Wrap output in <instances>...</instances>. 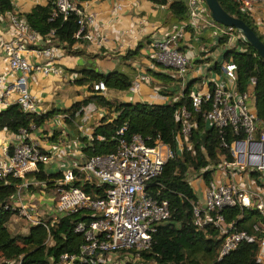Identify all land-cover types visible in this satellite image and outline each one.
Wrapping results in <instances>:
<instances>
[{
	"label": "built area",
	"instance_id": "2783aa9c",
	"mask_svg": "<svg viewBox=\"0 0 264 264\" xmlns=\"http://www.w3.org/2000/svg\"><path fill=\"white\" fill-rule=\"evenodd\" d=\"M52 2L55 5L52 16L61 13L65 18L70 12H74L79 16L80 27L76 37H81L84 41H96L95 35L87 29L93 22L92 16H88L76 0ZM185 2L188 9L187 20L180 22L163 38L154 41L150 53L153 62L175 72L182 91L187 84L186 75L190 68L189 58L179 48L186 30L200 31L206 28L217 40L227 38L228 48L245 41L235 28L214 21L204 0ZM232 2L236 10L251 20L256 6L264 4V0ZM0 19L7 22L13 30L8 40L2 39L0 34V50L8 65V72L0 73V109L17 104L23 112H37V102L28 90V79L33 72L44 75L61 73V69L53 62L59 47L51 40L45 47L27 48L38 45L43 35L31 29L14 12H5L0 15ZM52 34L51 31L47 36L51 37ZM233 38H236L235 43H232ZM30 49L41 54L48 63L29 61L25 53ZM236 69L237 66L231 59L224 60L220 71L227 83L203 93L189 91L191 108L183 105L174 112L175 119L180 123L176 147L179 153L184 146L190 148L188 138L196 128L193 113L201 111L203 107H206L202 111L204 121L218 132L220 152L214 169L224 174L225 181L209 180L203 201H197L192 208V223L196 229L212 225L223 236L218 259L234 250L242 241H256L255 234L236 229L233 222L226 223L220 214L221 210L236 205L254 208L264 218V121L256 114L253 90L238 91ZM10 74L14 78L10 79ZM145 79L144 74L138 75L129 89L136 91ZM250 84L254 85V79ZM93 88L101 93L107 90L102 81L95 83ZM124 128H120L118 133L122 134ZM227 128L230 130V139L226 137ZM1 131H7L6 127ZM16 135L20 139L12 146L11 153L9 146L0 148V179L8 175L24 179L13 197V208L17 210V214L35 224L39 223V219H33L25 205L15 203V199L20 197L22 187L29 184L25 174L37 170V164L48 162L50 157L42 152L36 142L26 139L25 129H21ZM176 151L163 142L148 145L139 134H135L129 141L120 139L113 151L86 157L75 168L64 171L56 181L55 213L58 216L83 209L88 211L90 219L75 224L74 230L81 233L84 239L78 251L61 254L56 264H111V256L149 248L152 234L159 224L170 217L171 211L169 202L149 194L146 186L160 174L165 162L175 157ZM236 171L256 173L259 187L252 190L241 186L234 179ZM197 175L202 178L200 173ZM74 181L105 184V196L94 198L81 187L71 185ZM253 230L262 232L264 225L258 222L253 225ZM263 244L264 241L261 240L260 246ZM257 261L260 262L258 257Z\"/></svg>",
	"mask_w": 264,
	"mask_h": 264
},
{
	"label": "trees",
	"instance_id": "16d2710c",
	"mask_svg": "<svg viewBox=\"0 0 264 264\" xmlns=\"http://www.w3.org/2000/svg\"><path fill=\"white\" fill-rule=\"evenodd\" d=\"M88 0H78L84 2ZM157 5H168L170 14L176 21H186L188 9L185 0H149ZM222 7L230 14L244 20L264 42L253 21L236 10L232 0H218ZM78 6L80 4L78 3ZM55 5L52 0L47 4H36L29 12L15 13L12 0H0V14L14 12L16 16L28 26L47 36L53 32L51 39L57 47L72 53L71 47L76 42H84L76 37L79 30L78 15L70 12L65 18L61 13L52 16ZM227 38L218 40L226 44ZM142 43L139 42L134 49H129L124 57H130L139 52ZM231 59L237 66L236 87L243 92L249 89L254 79L253 93L255 97V110L259 118L264 121V62L256 50L246 41H240L229 48L224 56ZM219 68V66H218ZM80 76L74 80L75 84L88 85L90 94L81 101L74 102L71 107L61 110L66 113L65 121L70 122L76 112L82 114L83 107L95 102L107 110L99 123L93 127L91 137H82L85 145L82 152L85 157L105 154L113 151L120 139L129 141L135 134H139L148 145L163 142L176 151L177 135L180 123L174 117L176 109L185 105L191 108L188 93L191 86L186 84L178 101L167 104H154L147 102L127 103L110 101L103 94L95 91L93 85L102 81L108 89L127 90L132 84V77L119 70L108 73L100 72L94 68H85L78 71ZM194 112L196 128L188 138L190 148L176 151L174 158L165 162L156 177L152 178L146 186L149 194L164 198L169 202L170 217L157 226L152 234L149 248L141 251H132L134 259L124 264H264L257 261L260 250V241H264V230L255 232L253 225L264 218L254 208L228 206L221 210L226 223L233 222L238 230H245L255 234L256 241H242L229 253L218 259L223 236L216 227L206 226L196 229L192 223L193 204L198 201L197 195L189 182L191 172L202 175L205 183L212 179L213 170L218 163L220 152L219 136L216 128L207 126L202 111ZM60 110L40 112H23L17 104H10L0 110V131L6 129L12 134H19L21 129L31 131V126H39L43 121ZM125 127L122 134L118 130ZM226 137L230 139V130L226 129ZM88 140V141H87ZM12 146H9L11 153ZM44 152V151H42ZM45 153V152H44ZM227 159H230L227 156ZM253 176H257L252 172ZM62 177V172L46 173L42 163L37 164V170L25 174V179L43 184L44 190L56 189V181ZM23 178L8 175L0 179V264H10L17 261L19 264H56L63 253L77 252L84 242L81 233L74 230L75 224L81 220H89L87 210L74 213H63L52 220H39L31 224L26 233L12 234L8 223L12 216L17 214L13 208V197L18 192ZM71 185L81 187L94 198L105 196L107 186L91 182L74 181ZM32 187V186H31ZM23 189V187H22ZM125 255L124 252L120 253Z\"/></svg>",
	"mask_w": 264,
	"mask_h": 264
},
{
	"label": "crops",
	"instance_id": "0c3cea01",
	"mask_svg": "<svg viewBox=\"0 0 264 264\" xmlns=\"http://www.w3.org/2000/svg\"><path fill=\"white\" fill-rule=\"evenodd\" d=\"M48 1L12 0V3L15 13H25L29 12L34 5H44ZM76 2L88 16H92L93 22L87 29L95 35L96 41L76 42L71 47L72 53L59 47L53 62L61 69V73L44 75L41 72H33L28 79V90L37 102V112L60 110L39 126L32 125L31 131L26 135L28 141L36 142L50 157L48 162L42 163L48 174L58 171L63 173L85 161L86 157L82 152L85 141L82 137L89 139L93 127L107 114L104 107L92 102L83 107L82 114L76 112L70 122L65 121L67 115L61 110L71 107L74 102L81 101L90 94L87 84L74 83V80L80 76L79 70L94 68L103 73L119 70L129 74L132 80L140 74L146 76L136 91L129 88L127 90L107 88L104 93L100 92L114 102L167 104L178 101L182 95V86L175 72L156 64L150 56L153 42L163 38L180 23L170 14L168 5H157L149 0H88L84 2L76 0ZM252 17L256 29L264 36V4L256 6ZM0 34L4 40L10 39L13 34L12 28L1 19ZM51 40V37L43 36L38 45L27 46V48L45 47ZM139 42L142 43L139 52L125 58L126 51L134 49ZM179 48L190 61V68L186 75V83L191 86L190 91L203 93L227 83L220 71V65L225 60L224 56L229 48L226 44H220L209 30L206 28L200 31L186 30L179 42ZM25 55L33 63H48L41 54H37L32 49ZM7 72L8 65L0 50V73ZM12 78L14 75L10 74V79ZM249 89L253 90V85L250 84ZM18 139L20 138L16 134L8 130L0 131V148L14 146ZM212 175V179L218 182L225 181V176L220 170L214 169ZM201 179H193L200 182L199 195L195 192L199 202L203 201L206 189V183L203 178ZM234 179L247 189L253 190L259 187L257 178L252 175V172L236 171ZM27 182L29 184L23 187L24 192L15 199V203L25 205L34 218L42 214L55 218L57 216L55 213L56 189L44 190L41 183L34 180H27ZM35 189L39 191H34ZM257 257L264 263V244L260 246Z\"/></svg>",
	"mask_w": 264,
	"mask_h": 264
},
{
	"label": "water",
	"instance_id": "95a60500",
	"mask_svg": "<svg viewBox=\"0 0 264 264\" xmlns=\"http://www.w3.org/2000/svg\"><path fill=\"white\" fill-rule=\"evenodd\" d=\"M204 1L209 9L211 18L220 24L233 27L239 31L244 40L256 50V53L264 62V42L259 38L252 27L241 18L228 13L218 0ZM235 41L236 38H233L232 43H235Z\"/></svg>",
	"mask_w": 264,
	"mask_h": 264
},
{
	"label": "rangeland",
	"instance_id": "374dc122",
	"mask_svg": "<svg viewBox=\"0 0 264 264\" xmlns=\"http://www.w3.org/2000/svg\"><path fill=\"white\" fill-rule=\"evenodd\" d=\"M197 176L198 175L195 172H191L188 175V178L190 177L192 179V180H190V178H189V180L191 182V186L193 187L194 191L199 195V193H200V188H199L200 182L193 180L194 178L197 179L198 178ZM34 191H39V190L35 189ZM23 192L24 191L21 189L20 194H22ZM33 219L52 220V219H54V216L48 217L47 214H42V215H36V217ZM30 223H31V221L29 219H26L24 216H20L19 214H16V215L12 216V220L9 221L8 228L12 234H18V233L21 234V233H25L27 231ZM120 256H121V254H119L118 256H115V255L111 256V258H109V261L111 262V264H124L128 260L134 259V255L132 256V254H125V255H123V257H120ZM10 264H19V263L17 261H14V262H11Z\"/></svg>",
	"mask_w": 264,
	"mask_h": 264
}]
</instances>
